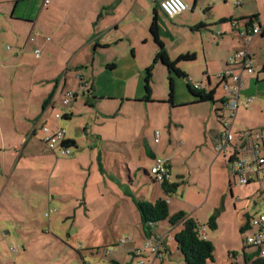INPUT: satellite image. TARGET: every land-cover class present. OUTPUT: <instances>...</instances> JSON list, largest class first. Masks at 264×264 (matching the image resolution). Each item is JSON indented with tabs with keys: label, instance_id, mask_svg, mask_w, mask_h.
Listing matches in <instances>:
<instances>
[{
	"label": "crops",
	"instance_id": "obj_1",
	"mask_svg": "<svg viewBox=\"0 0 264 264\" xmlns=\"http://www.w3.org/2000/svg\"><path fill=\"white\" fill-rule=\"evenodd\" d=\"M159 1L49 0L48 6L43 7L42 0H0V232L3 231V239L11 238L13 232L24 235L34 224L43 223L46 211L44 203H49V187L54 179L65 173L63 168L58 171V166L68 163L66 159L59 158L56 152L45 151L42 142V128L45 125L50 128L61 127L65 131L66 140L75 142L76 146L70 147L72 161L84 157L91 162L93 157L98 160L100 168L104 169L105 148L101 134H94L95 127L99 120L103 121V113L109 109L101 104L106 99L116 104L117 96H104L99 86L109 82L113 85L119 79V69L124 70V64L130 63L129 56L138 58L137 50L150 44L151 52L142 60L140 69L135 70V66L129 65L132 67L130 74L121 76L125 86H134L141 79L142 72L149 67L158 51L149 33L154 11L158 18L159 39L168 58L175 61L180 56L194 54V61L180 63L178 67L187 79L192 76L190 70L202 67L204 79L199 80L198 84L190 83L206 91L214 90L216 102L225 99L223 89L221 92L218 88L221 87L219 75L226 68L228 59L236 52L247 49L253 73L241 74L243 87L231 133H260L262 138L259 143L264 156V38L260 35L253 37L247 48L244 35L246 26L242 21L239 22L244 18L255 17V25L264 29V0H183L189 9L174 18L159 13ZM37 50L38 57L35 54ZM154 64L157 66L158 63ZM186 65L190 66L185 68ZM79 80L89 84L91 91L78 89ZM181 81L186 82L185 79L174 78L173 101L170 106L174 109L202 105L192 104L186 88L187 82L183 90L185 98L175 102L177 90L181 87L178 83ZM67 87L74 88L76 95L70 107L63 111L61 119L56 121L53 115L60 112H56L55 106L60 102L63 89ZM219 92L222 93L220 100L216 97ZM143 95V88L138 89L135 96H130L128 90H125V96H121L120 111H123L128 101L144 105L140 100ZM151 101H155L152 89ZM204 104H208L210 109L201 113H212L214 118L215 110H222L220 106ZM204 134V145L207 146L209 140L214 149L221 133L212 126L205 129ZM121 143L120 146L123 145ZM233 144L236 145V141ZM75 151L77 153L73 155ZM149 153L159 158L156 152H152V148H149ZM154 158L150 159L153 161ZM168 169L170 173L169 164ZM87 182L88 178L84 179V188ZM252 195L250 198L253 197V200L254 193ZM78 197L80 200H77L76 207H69L63 202L57 203V206L66 212L81 206L89 211L85 204V190ZM71 198H75V194H71ZM171 204L169 200L168 205ZM245 210L238 212L240 227L245 224L246 216L252 218L256 214L249 215ZM55 213L58 214V211L55 210ZM242 215L245 219H242ZM53 220L48 217V226ZM156 230L153 229V234L160 238ZM47 233L61 237V234H54L51 229ZM119 233L112 239L108 235L103 242L104 248L117 247L120 240L122 246L127 244V254L139 249L133 246L127 248L128 244H133V240L130 242L124 233L127 238L123 239V234ZM252 233L253 229L248 228L244 232L245 238ZM140 234L144 245L146 239L141 229ZM24 236L21 237L25 243L30 241ZM206 237L208 239L207 234ZM68 239H71L69 235ZM1 244L3 240L0 237ZM88 249L95 250L97 246ZM171 249L175 250L173 237H161L159 256L152 257L147 252L146 263L170 264L166 255L172 256ZM10 250L18 257L21 251L22 254L26 253L24 246ZM120 252L115 249L110 251V255ZM98 254L95 252V255ZM121 254L111 256L110 263H132L127 256L122 258ZM5 262L0 257V264Z\"/></svg>",
	"mask_w": 264,
	"mask_h": 264
},
{
	"label": "rangeland",
	"instance_id": "obj_2",
	"mask_svg": "<svg viewBox=\"0 0 264 264\" xmlns=\"http://www.w3.org/2000/svg\"><path fill=\"white\" fill-rule=\"evenodd\" d=\"M159 13L165 17L161 11ZM150 52V44L138 49V58L129 56L131 64L126 63L124 70L119 69L117 72L119 79L113 85L109 82L111 85L99 86L104 96L107 94L117 96L116 104L108 99L101 104L105 109H109L103 113V121L99 120L98 126L95 127L94 134L96 136L101 134L105 148L104 169L100 168L98 160L93 157L91 162L84 157H79L74 162L71 160V154L63 156L57 151L56 155L66 159L68 163L58 166V171L63 168L65 173L54 179L49 187L47 198L49 203H44L46 210L44 218L41 215L43 223L34 224L32 229L25 231V236L20 232L17 234L13 232L11 238L3 239V231L0 232L3 240V244L0 245V257L6 261V264H49V262H52L51 264H111V256H119L120 253L122 258L127 256L132 261L131 264H136L137 260L149 264L146 263L147 252L140 258H133L131 253L125 252L127 244L122 246L120 240L117 247L104 248V239L108 235L111 239L116 238L119 232L128 235L130 242L133 240V244H128L127 248L143 247L139 214L132 197L150 203H154L158 196L166 200L170 198L172 201L171 206H168L170 216L183 211L204 225L218 211L216 229L213 231L206 229L208 240L213 245V260L206 264H245L241 255L243 248L246 253L256 252L255 247L246 248L244 232H240L238 212L245 210L246 207L248 209L245 211L249 215L256 213L257 216L264 212V182L261 190L256 183H251L249 186L237 182L233 184L222 155H216L209 140L208 145L207 143V146L204 145L205 129L214 126L220 133L223 130L212 113H201L205 109L209 110V105L173 109L167 102V71L159 62L155 63H158L156 66L152 59L149 63L152 76L149 86L155 101L145 106L141 103L125 102L124 99L126 105L123 111H120L121 96H125V90H128L130 96H135L136 91L143 88L145 70L134 86H125L124 78L121 76L130 74L132 67L129 65L135 66V70L140 69L143 65L142 60L149 56ZM189 66L186 65L185 68ZM201 69L202 67L199 66L195 70H190L191 78H195L188 77L191 82L198 84L199 80L204 79ZM185 83L182 81L178 83L181 87L177 90L175 102L185 98L183 92ZM222 89L218 88L221 92ZM221 92L216 96L219 100L222 98ZM163 96H166L165 99H162ZM141 98L143 96L140 100ZM217 106L221 107V105ZM55 110L63 114L65 108L57 104ZM207 117L210 118L207 120ZM65 125L70 126L68 123ZM156 133L159 134L160 144L153 140ZM119 142L123 145L120 146ZM79 143L84 146L83 142L79 141ZM149 148H152V152H156L159 158L169 160L170 176L177 184L176 192L169 197L162 193L160 183L155 182L150 174L154 161L146 154ZM76 153L75 151L73 155ZM79 165L82 166L81 169L78 168ZM144 171L150 175L146 176ZM86 178L88 182L84 188ZM230 180L231 184H229ZM82 190H85V204L89 211L81 206L66 212L57 206V203L63 202L69 207H76L77 200H80L77 199L78 195H81ZM253 193L255 197L247 206V199ZM71 194H75V198H71ZM102 194L104 196L100 199L99 196ZM253 202H256L255 206ZM47 215L51 220L54 219L49 226ZM242 219H245L243 215ZM167 224L168 220L160 222L156 227L160 237H173L177 232V229L167 228ZM48 229L54 234L58 232L61 237L48 234ZM124 234L123 239L127 238ZM68 235L71 239H68ZM21 236L29 238L30 241L25 243ZM22 246L25 247V254H22L21 250L19 257L11 253L10 249L22 248ZM91 246H97V249H88ZM115 249L122 252L110 255V251ZM170 251L172 256L166 255L170 264H185L178 250ZM95 252L99 254L95 255ZM233 254L236 256L234 257ZM253 258H257L255 254Z\"/></svg>",
	"mask_w": 264,
	"mask_h": 264
},
{
	"label": "built area",
	"instance_id": "obj_3",
	"mask_svg": "<svg viewBox=\"0 0 264 264\" xmlns=\"http://www.w3.org/2000/svg\"><path fill=\"white\" fill-rule=\"evenodd\" d=\"M48 4L49 0H42L43 7H47ZM158 7L168 18H174L189 9V6L183 0H160ZM261 32L262 28L255 25L249 33H244L247 48L250 45L251 39L260 35ZM35 54L38 57L39 51H35ZM243 72L248 74L253 73L247 49L238 51L231 56L227 61L226 68L219 75L220 84L225 94V99L222 100L225 112L222 115H225V117L223 116L221 120L223 130L214 144V151L216 155H222L225 166L229 169L232 183L237 182L243 186L256 183L259 185V190H261L262 183L264 182V156L262 155V146L259 143L262 138L261 134L253 131L231 133L232 123L237 116L239 108V99L243 87L241 74ZM89 88L90 86L86 82L82 80L78 81V89L88 91ZM75 95L74 88H64L59 104L65 109L69 108ZM53 117L56 121H59L62 114L55 113ZM42 135L45 151L52 153L58 151L63 156L70 155V148L65 145L64 129L59 126L50 128L45 125L42 128ZM158 137L159 134L156 133L155 143H158ZM234 141H236V145L233 144ZM168 163L169 160L156 158L151 167L150 174L159 182L172 184ZM252 198L247 199V205L250 204ZM254 204L255 202H253ZM47 216L49 217V215ZM249 225L253 229V233L245 239V242L248 246L260 247V258H264V212L250 218ZM200 236L201 239H205V229L201 230ZM160 247L161 239L146 240L143 247L134 251V256L141 257L143 253L149 252L152 257H158ZM137 264L145 263L139 260Z\"/></svg>",
	"mask_w": 264,
	"mask_h": 264
},
{
	"label": "trees",
	"instance_id": "obj_4",
	"mask_svg": "<svg viewBox=\"0 0 264 264\" xmlns=\"http://www.w3.org/2000/svg\"><path fill=\"white\" fill-rule=\"evenodd\" d=\"M245 23V32L249 33L252 28L255 26V17L244 18L241 19L239 22ZM149 33L158 47V51L155 55L154 62H159L167 71V80H168V99L167 102L172 104L173 101V93H174V78L175 79H186V75L179 69L178 64L185 63V62H192L195 60L194 54H186L180 56L175 61H171L168 58V55L165 51L164 45L162 41L159 39L158 35V18L157 13L154 11L152 14L150 26H149ZM261 37L264 38V29L260 34ZM151 68L148 67L145 70V77H144V85L143 91L144 95L141 102L147 104L151 102V88L149 83L151 81ZM91 88V87H90ZM89 88L88 91H91ZM187 91L189 96L192 98V104H204L209 103L212 105H221L222 110L217 109L215 110L214 116L217 122L222 127L221 120L223 119L222 114L220 112H224V103L223 101L216 102L214 100V90L206 91L202 87L197 85L188 83L186 85ZM92 95V94H91ZM156 135V134H155ZM154 135V139H155ZM65 145L67 147H75L76 144L74 141H67ZM147 156L150 158H154L151 153L146 152ZM157 158V157H156ZM154 158L153 161L156 159ZM169 164V163H168ZM151 170V169H150ZM146 176H149L147 172L144 171ZM155 182L160 183V187L162 193L165 196H170L176 192L177 184H167L166 182H159L155 178H153ZM231 184V181L229 182ZM170 199L166 198H158L154 203L146 202L143 199L134 198L132 197V202L139 214L141 230L145 236L146 240H159L160 238H156L153 234V229L159 226L160 222L168 220L169 229H178L177 232L173 236V242L175 249L178 250L184 258L185 264H206L208 261L213 260V245L205 236V239H201L200 232L201 230L209 229L211 231L216 229V217L218 211L215 212L207 221V223L200 224L197 220L189 216L187 213L180 211L176 214L169 215V208L167 201ZM246 222L244 225L240 227V232H245L248 228H250L249 222L250 218L246 216ZM254 247V246H246V248ZM257 250L252 255H246L245 248L242 251V257L244 258L245 264H264V258H260V247H255ZM257 257L256 259L253 256ZM134 255V252H132ZM235 254H233L234 256Z\"/></svg>",
	"mask_w": 264,
	"mask_h": 264
},
{
	"label": "water",
	"instance_id": "obj_5",
	"mask_svg": "<svg viewBox=\"0 0 264 264\" xmlns=\"http://www.w3.org/2000/svg\"><path fill=\"white\" fill-rule=\"evenodd\" d=\"M185 81H186L187 83H190V80H189V79H187V78L185 79Z\"/></svg>",
	"mask_w": 264,
	"mask_h": 264
}]
</instances>
